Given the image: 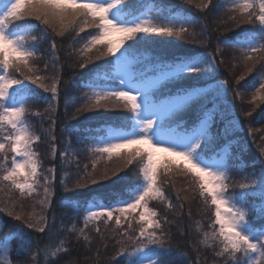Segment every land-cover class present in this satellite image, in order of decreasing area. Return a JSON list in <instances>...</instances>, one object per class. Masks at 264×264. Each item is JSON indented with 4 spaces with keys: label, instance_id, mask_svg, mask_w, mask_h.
<instances>
[{
    "label": "snow or ice",
    "instance_id": "1",
    "mask_svg": "<svg viewBox=\"0 0 264 264\" xmlns=\"http://www.w3.org/2000/svg\"><path fill=\"white\" fill-rule=\"evenodd\" d=\"M185 2L197 14L156 0H0V193L7 196L0 200V211L19 222L16 232H7L0 243V264H13L8 236H19L18 255H25V264L29 259L31 264H56L60 254L68 253L55 218L50 222L47 214L57 187L63 190V206L83 218V228L73 223L67 231L91 243L86 235L91 226L102 241L118 246L111 258L115 264H174L176 258H186V253L172 246L167 226L174 220L167 213L183 209L185 201L197 196L205 208L214 209L209 231L196 222L199 243L212 249L223 264H264V145H258L251 163L232 152L234 142L227 135L238 121L228 97L242 94L228 80L217 79L223 75L224 60L215 55L222 51L221 43L240 52L244 71L235 79L237 86L260 65L259 86L252 85L254 106L245 113L251 117L264 102V0H230L227 19L221 23H230L233 31L243 25L252 29L233 39L218 37L214 52L152 54L161 38L208 45L207 14L217 3ZM87 29L94 31L86 33ZM82 33L86 38H81ZM44 41L49 47L42 50ZM72 55L80 69L103 61L82 75L79 84L72 81L80 92L78 107L77 97L69 95L68 82L61 76ZM50 66L52 74H48ZM62 83L65 115L73 107L71 119L90 113L102 122L97 127H61L58 140L55 117ZM41 90L48 94L43 113L33 111ZM193 108L190 122L181 118ZM45 115L49 127L37 131L31 118L43 121ZM218 117L224 127L222 133L213 134ZM256 131L250 127V134ZM42 135L48 136L52 160L58 157L61 168L75 163V171L63 172L58 180L55 162L44 168L37 151ZM73 136L76 144L88 146L90 163L81 166L78 157L69 155ZM222 136L225 143L216 148ZM249 167L252 172L246 171ZM126 170H135V178L130 179ZM234 170L242 173L239 180ZM121 172L125 175L120 176ZM172 174L184 178L188 187L176 189ZM91 185L103 191L80 199L79 190L91 192ZM28 198L34 200V208L40 206V213L23 211L22 201ZM152 202L163 205L165 214L150 207ZM110 223H114L111 229ZM26 230L46 233V238L33 237ZM102 246L107 248L108 243Z\"/></svg>",
    "mask_w": 264,
    "mask_h": 264
},
{
    "label": "trees",
    "instance_id": "2",
    "mask_svg": "<svg viewBox=\"0 0 264 264\" xmlns=\"http://www.w3.org/2000/svg\"><path fill=\"white\" fill-rule=\"evenodd\" d=\"M157 3H163V4H171L174 5L177 9L183 10L184 12H191L193 14H197L195 8L193 5H189L185 2V0H156ZM218 7L211 12L207 14V22L209 25V28L211 29V32L209 33V43L207 46H201L197 44H193L189 41L182 40L177 37H170L166 41L159 43L158 47L154 48V51L152 54H171L174 51H187L192 49H199V51H209L214 52L216 44H217V38L219 37L220 40H223V38L226 36L229 39H233L237 33H240L241 31H249L252 29L251 25H243L239 29L232 30V25L230 23L228 24H222V20L227 19V14L225 12V9L228 7L230 0H215ZM203 15V14H201ZM226 28L228 29L226 31ZM200 26H196V31L200 32ZM88 31H86L87 33ZM86 33L81 34V38H86ZM34 34H38L34 32ZM78 38L80 43L83 42V39ZM64 45L66 46L68 41L64 40L62 41ZM58 43H61L60 40H58ZM80 43L76 44V47L78 48L80 46ZM42 50L48 49L49 43L47 41L42 42ZM161 47V48H160ZM220 47L222 49L221 52L215 53L217 56V59H223L224 64L222 65V71L223 75L220 77H217V79L222 80H228L230 85L232 87H238L240 93H245V95L238 96L235 99H233L231 93L229 94V101H232L234 104V111H235V117L238 121L237 126L234 129H231L227 135V139L234 142V147L232 148V152L234 154H238L241 159L245 163H251V161L256 158L258 155V145H264V140L261 139V137H264V131H261V129H264V119H260V116L262 113H264V102H260L259 106L256 108V111L253 113L251 117H246L245 113L250 111L252 107L254 106V102L252 101V97L250 95L251 91H255V89L252 87L253 84H255L256 87L259 86L258 79L260 77V65L257 64L256 68L253 70L251 74H249L244 81L240 82V86H237L235 84V79L244 71V66L242 63L241 54L236 49L227 47L220 44ZM47 55V53H45ZM77 57L75 55H72L67 58V62L64 64V67L61 71L62 80L65 82H68V88L67 91L69 95L77 97L75 106H79V97L80 92L76 90L75 87L72 86V81H75L77 84L81 82L82 75H86L91 73L94 68L100 64L103 63V61H96L94 64H90L88 68L86 69H80L75 61ZM43 74V73H42ZM51 73V66L49 69V73ZM64 84H61V102L60 106L57 109L56 113V120H57V127H56V135L60 137V128L61 127H68V126H83V125H90L93 127L99 126V124L102 122L98 119H95L92 117L90 113H85L81 115L77 120L71 119L72 113L74 111L73 107L68 108L67 115L64 113V103H63V90H64ZM171 87V86H167ZM160 91H164L162 88ZM47 93H43L41 90V94L37 96L36 102L33 103V111L39 110L41 113L44 112V109L47 107V104L44 102V98L47 96ZM87 117V119H86ZM181 118L188 120L189 122L194 118V108L189 109L186 111L184 116H181ZM233 117H229V119H232ZM62 121H65L66 123H61ZM32 124L35 126L37 131H40L41 128H48L49 127V121L47 119V116H44L43 121L40 117L33 116L31 118ZM224 121H221L219 117L216 120V123L214 124L212 128L213 134H216L217 132L222 133L223 127H224ZM250 127L252 129H257L255 133L250 134ZM225 143V139L222 138L219 139L216 142V148H219L220 145ZM60 147L58 143V148ZM87 145L84 144H76L75 138L73 136V146L72 151L69 153V155H75L79 158L81 166L86 163H90V160L87 156ZM241 147L245 148L246 151L241 152ZM37 151L41 153V158L43 160L44 168H48L52 165V163H56L57 167V178L61 177L62 173L67 171L69 173H72L76 169V164L73 163L67 168H61L59 164V159L57 157L56 161H53L52 158L49 155L50 152V144L48 140L47 135H42V141L37 145ZM230 163H239V161H229ZM110 167L112 165H109ZM259 166H257L258 168ZM127 171L128 177L130 179L135 178L134 171ZM246 171L252 172L253 169L251 167L247 168ZM120 176H124L125 173L121 172L119 174ZM242 173L239 171H233V176L236 180H239ZM73 180L76 179L75 176L72 177ZM113 180H115V177H113ZM103 184H109V181L102 182ZM124 183V182H121ZM188 185L187 181L185 180L182 185ZM177 189H181V185H177ZM91 192L89 189H82L79 190L83 193V196L80 199L84 198H91V195L103 191V189L99 188L96 185H91ZM185 193H181V195H184ZM15 195V194H14ZM64 198L63 190L59 187L56 189V194L53 197V203L51 208L48 210V216L49 221L51 222L53 217L55 218V223L57 229H60V235L59 239L65 240V247L69 249L68 253L66 254H60L58 258H56V264H69V262H74V264H115V261L111 258L115 256V253L118 250V246H114L112 242L110 241H102L101 237L95 232V230L90 226L86 230V235L90 237L91 243H87L83 240L81 237L79 240H77L75 233H69L67 229L71 228L73 223L76 224L77 228H83V218L82 214L80 216H76L74 214V210L70 207H65L61 203L62 199ZM7 196L5 193H0V200H6ZM35 199H39L38 197ZM107 202V201H106ZM23 203V211L25 213L30 212H41V208L39 205H36L35 208L33 207L34 200L31 198L24 199L22 201ZM176 204V200H175ZM174 204V205H175ZM202 204L199 197L197 196L195 199H190L188 201L184 202L183 209L176 208L174 212H168V218L169 220H174V223L171 225H168L167 227L170 228L171 231V237H172V246L174 249L178 250L179 252H183L187 254L186 258H176L174 260V264H223L221 260L214 257L212 249H206L199 243L200 240V234L196 230V222L200 221L205 231H209L208 225L211 222V220L214 218L212 213L213 209L207 210L206 208V216H204L202 211H196V209L193 206ZM3 205L0 204V207ZM20 209L17 208V211ZM161 214H164L160 208H158ZM189 211L191 212V216L188 215ZM179 213V214H178ZM255 226L259 227V222H254ZM111 223L109 225L110 229L114 226H112ZM0 226H4L3 232H0V241H3L5 238V234L9 231H12L13 233L16 232L19 222L15 221L11 217H7L5 213L0 211ZM101 231H104V224H100ZM31 234L33 237L36 238H46V233L44 234H37L34 231L26 230ZM109 233H105V236H107ZM10 238L11 243V253L10 258L13 261V264H25L26 257L24 254L18 255V249L20 247V238L19 236H8ZM103 243H108V247H103ZM97 251L99 252V255L97 256ZM197 257H199V260L197 261ZM26 264H31V260H27ZM43 264V261H42Z\"/></svg>",
    "mask_w": 264,
    "mask_h": 264
},
{
    "label": "rangeland",
    "instance_id": "3",
    "mask_svg": "<svg viewBox=\"0 0 264 264\" xmlns=\"http://www.w3.org/2000/svg\"><path fill=\"white\" fill-rule=\"evenodd\" d=\"M131 2H134V0H131ZM86 31H88V32H93L94 30L93 29H87ZM34 34V33H33ZM170 38V37H169ZM169 38H161V40H162V42H164V41H166L167 39H169ZM161 42V43H162ZM159 45H155L154 46V48H156V47H158ZM161 48V47H160ZM169 86H171V85H169ZM253 92L254 91H251L250 92V95H251V97H252V94H253ZM242 95V97H243V95H245V93H241ZM186 113V112H185ZM185 113H183L182 114V116H184L185 115ZM161 155H163V154H161ZM134 174H135V171H134ZM136 175V174H135ZM171 179L174 181V183H175V188L177 189L178 187H177V185L178 184H180L181 185V189H184V188H187L188 187V185H182V183L185 181V179L184 178H182L181 176H179V175H176V174H172V176H171ZM188 183V182H187ZM170 195L172 194L171 192L169 193ZM173 204H175V198H174V196H173ZM150 207H153V208H160L161 210H162V212H164V214H165V208H164V206L163 205H160V204H158L157 202H152L151 204H150ZM195 209H196V211H202V212H200V213H202L204 216H206V208H205V206L203 205V203L202 204H199V205H196V206H193ZM209 209H212V208H207V210H209ZM214 210V209H213ZM111 224V223H110ZM112 226H114V224H112ZM4 241V240H3ZM3 241H0V243H3ZM7 241H8V244H9V246L11 247V243H10V238L9 237H7Z\"/></svg>",
    "mask_w": 264,
    "mask_h": 264
}]
</instances>
